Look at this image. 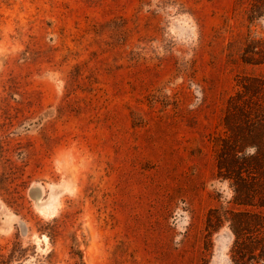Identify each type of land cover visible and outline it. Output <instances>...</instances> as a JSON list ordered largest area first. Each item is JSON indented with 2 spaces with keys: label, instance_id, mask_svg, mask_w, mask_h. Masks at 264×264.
<instances>
[{
  "label": "rangeland",
  "instance_id": "rangeland-1",
  "mask_svg": "<svg viewBox=\"0 0 264 264\" xmlns=\"http://www.w3.org/2000/svg\"><path fill=\"white\" fill-rule=\"evenodd\" d=\"M80 260L264 264V0H0V264Z\"/></svg>",
  "mask_w": 264,
  "mask_h": 264
},
{
  "label": "trees",
  "instance_id": "trees-1",
  "mask_svg": "<svg viewBox=\"0 0 264 264\" xmlns=\"http://www.w3.org/2000/svg\"><path fill=\"white\" fill-rule=\"evenodd\" d=\"M74 264H85L82 260L75 262Z\"/></svg>",
  "mask_w": 264,
  "mask_h": 264
},
{
  "label": "bare ground",
  "instance_id": "bare-ground-1",
  "mask_svg": "<svg viewBox=\"0 0 264 264\" xmlns=\"http://www.w3.org/2000/svg\"><path fill=\"white\" fill-rule=\"evenodd\" d=\"M45 239L48 240V237L46 236Z\"/></svg>",
  "mask_w": 264,
  "mask_h": 264
}]
</instances>
